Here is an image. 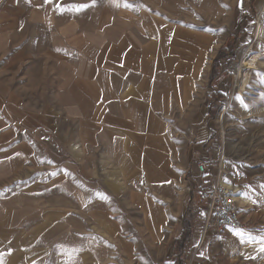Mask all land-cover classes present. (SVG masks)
Wrapping results in <instances>:
<instances>
[{"label": "rangeland", "instance_id": "1", "mask_svg": "<svg viewBox=\"0 0 264 264\" xmlns=\"http://www.w3.org/2000/svg\"><path fill=\"white\" fill-rule=\"evenodd\" d=\"M210 2L0 0V264H264V0ZM116 48L145 64L130 88L148 77L130 137L95 110L125 122ZM219 166L240 224L203 237L199 191ZM166 185L178 211L159 247L136 228Z\"/></svg>", "mask_w": 264, "mask_h": 264}, {"label": "crops", "instance_id": "2", "mask_svg": "<svg viewBox=\"0 0 264 264\" xmlns=\"http://www.w3.org/2000/svg\"><path fill=\"white\" fill-rule=\"evenodd\" d=\"M210 1V0H209ZM208 2V0H207ZM212 5H214V9L216 10L217 6L215 5V0H211L210 2ZM137 50L138 53L141 54L142 47L135 49ZM129 50H126V52L120 51L119 48H116L114 53H116L122 60H126L124 62H117L116 67H117V75L119 77V72L123 71V73L120 74V78L118 81V84L121 83L123 86H118L117 89H110L111 93L114 94V97L117 98L116 102H119V108L115 111L116 115H121V117L125 118V122L119 126L116 121H114L115 115L111 114V111L114 110L113 104H111L110 107H108L107 104H95V110L97 112V115H101V118L103 121L101 122L102 129L107 132V129L109 128L112 132L113 130L117 127H125V129L120 128L122 131H120L124 136L130 137L133 136L135 133L134 130H130L129 126H136L138 127L141 123L142 120H144L146 116V99H145V89L144 86L141 85V82L144 78H146L145 73H139V77L136 79L135 76H132V88L128 86V81L130 82V75L129 72L137 71V72H144L145 70V64H142L143 61H141V58H136L134 59L133 62H135L137 65H132L129 64V55L127 54ZM124 53V54H123ZM110 64V63H109ZM108 64V65H109ZM112 64V63H111ZM110 64V65H111ZM134 66L137 68L135 70ZM157 65L155 66V71H158ZM139 68V69H138ZM148 78V77H147ZM118 79V78H117ZM128 80V81H127ZM140 82V84H139ZM127 83V86L125 85ZM159 77H155L153 79L152 83V93L151 97L155 99V97H158L160 95L159 91ZM107 90V89H106ZM113 90V91H112ZM103 91V90H102ZM101 92L100 94H102ZM98 111H101L99 114ZM109 113V114H108ZM104 116V117H102ZM156 119L158 117L156 114L153 115ZM106 118V120H105ZM118 131V130H117ZM157 133V132H156ZM152 134H155L152 131ZM129 139L128 141H130ZM159 151L160 149H156L154 151ZM166 184H170L167 182ZM171 187L169 185H166L165 189H167L166 195L168 199V206L166 209H163L159 206H152L151 204L145 205L142 207V216L140 217L141 221L138 224V227L136 228L137 231L139 230L142 235L147 234L149 238L153 240V243L158 246H162L163 241H165L166 234L164 231H162V227L165 225V228H167V223H168V218L171 213V208L174 207L176 209V214L178 209L176 208V204L174 203V200L176 198V194L173 192L172 187L171 190L168 188ZM106 202V201H105ZM104 201L100 202V205L105 204ZM104 213L103 215L106 218V212L103 210ZM175 214V218H176ZM175 220V219H174ZM174 222V221H173ZM173 224V223H172ZM171 224V226H172ZM170 226V227H171ZM192 236H198L195 233H192Z\"/></svg>", "mask_w": 264, "mask_h": 264}, {"label": "built area", "instance_id": "3", "mask_svg": "<svg viewBox=\"0 0 264 264\" xmlns=\"http://www.w3.org/2000/svg\"><path fill=\"white\" fill-rule=\"evenodd\" d=\"M196 169L199 174L207 170L204 160H197ZM227 171L219 166L215 176H211L208 185L199 192L205 198L206 213L205 223L202 231L204 237L207 233L220 235L226 228H235L240 224L238 214L236 186L226 182Z\"/></svg>", "mask_w": 264, "mask_h": 264}, {"label": "trees", "instance_id": "4", "mask_svg": "<svg viewBox=\"0 0 264 264\" xmlns=\"http://www.w3.org/2000/svg\"><path fill=\"white\" fill-rule=\"evenodd\" d=\"M182 232H183V234H182V236L184 237V238H188V237H190V235H191V231H190V228L188 227V226H183L182 228ZM175 242V241H174ZM176 243H177V240H176ZM183 244V240L181 241V240H178V246L180 245H182ZM183 262H184V260L182 259V258H180V256H178L177 258H176V260H175V264H183Z\"/></svg>", "mask_w": 264, "mask_h": 264}, {"label": "snow or ice", "instance_id": "5", "mask_svg": "<svg viewBox=\"0 0 264 264\" xmlns=\"http://www.w3.org/2000/svg\"><path fill=\"white\" fill-rule=\"evenodd\" d=\"M49 2V0H45V3H48ZM88 5H76L75 6V9L76 10H80V9H82L83 7H87ZM57 8L58 9H61V6L59 5V4H57ZM62 10V9H61ZM238 99H239V97H238ZM241 103L243 104V101H241ZM244 106H246V105H244ZM261 240L262 241H264V237H262L261 238ZM261 252H264V242H262L261 243V246H260V249H259ZM201 255H203V253H201Z\"/></svg>", "mask_w": 264, "mask_h": 264}, {"label": "bare ground", "instance_id": "6", "mask_svg": "<svg viewBox=\"0 0 264 264\" xmlns=\"http://www.w3.org/2000/svg\"><path fill=\"white\" fill-rule=\"evenodd\" d=\"M258 29V28H257ZM257 32V31H256ZM238 198V197H237ZM172 221V220H171ZM167 236V235H166ZM162 245V244H161ZM160 247V246H159Z\"/></svg>", "mask_w": 264, "mask_h": 264}]
</instances>
